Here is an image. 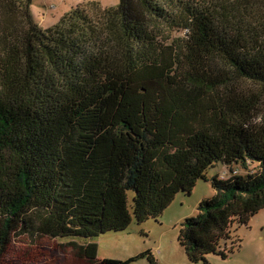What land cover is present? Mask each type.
<instances>
[{
	"label": "trees",
	"instance_id": "16d2710c",
	"mask_svg": "<svg viewBox=\"0 0 264 264\" xmlns=\"http://www.w3.org/2000/svg\"><path fill=\"white\" fill-rule=\"evenodd\" d=\"M33 1L0 0V262L26 235L94 263L95 239L200 181L214 196L179 246L227 259L232 226L264 210V0H119L46 30Z\"/></svg>",
	"mask_w": 264,
	"mask_h": 264
},
{
	"label": "rangeland",
	"instance_id": "374dc122",
	"mask_svg": "<svg viewBox=\"0 0 264 264\" xmlns=\"http://www.w3.org/2000/svg\"><path fill=\"white\" fill-rule=\"evenodd\" d=\"M118 3L119 0H34L32 15L35 22L46 30L73 9H80L91 20L100 21L103 11ZM239 169L243 173V169ZM227 171L219 164L207 171V177L226 178L229 177ZM213 196L210 183L200 181L191 195L177 196L158 219H150L141 225L133 222L123 232L100 236L93 241L98 245V255L91 264H122L141 255L143 257L130 264H151L150 258L155 264H194L178 243L181 224L186 218L197 216L199 203ZM231 236L224 246L227 259L210 255L207 258L209 264H264V210L251 217L246 225H233ZM11 241L0 264H90L70 247L71 240L20 235Z\"/></svg>",
	"mask_w": 264,
	"mask_h": 264
}]
</instances>
